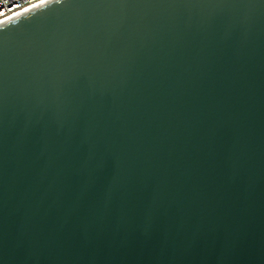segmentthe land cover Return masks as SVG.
Segmentation results:
<instances>
[{"label":"water","instance_id":"1","mask_svg":"<svg viewBox=\"0 0 264 264\" xmlns=\"http://www.w3.org/2000/svg\"><path fill=\"white\" fill-rule=\"evenodd\" d=\"M0 264H264V0L1 24Z\"/></svg>","mask_w":264,"mask_h":264},{"label":"built area","instance_id":"2","mask_svg":"<svg viewBox=\"0 0 264 264\" xmlns=\"http://www.w3.org/2000/svg\"><path fill=\"white\" fill-rule=\"evenodd\" d=\"M51 1H54V0H47L46 3H42L41 0H0V12H3L6 14V15L0 17V20L5 21V20L15 16L16 14H19V13H21L27 9H30V11H32V10H34V9H36L42 5H45ZM19 16H21V15H19ZM19 16H17V17H19ZM17 17H15V18H17ZM10 20H12V19H10Z\"/></svg>","mask_w":264,"mask_h":264},{"label":"bare ground","instance_id":"3","mask_svg":"<svg viewBox=\"0 0 264 264\" xmlns=\"http://www.w3.org/2000/svg\"><path fill=\"white\" fill-rule=\"evenodd\" d=\"M28 11H30V9H27V10H25V11L19 13V14H16L15 16H13V17H11V18L5 20V22H8V21H10V19H14L15 17H17V16H19V15L25 14V13H27ZM5 22H4V23H5ZM0 25H1V24H0Z\"/></svg>","mask_w":264,"mask_h":264},{"label":"snow or ice","instance_id":"4","mask_svg":"<svg viewBox=\"0 0 264 264\" xmlns=\"http://www.w3.org/2000/svg\"><path fill=\"white\" fill-rule=\"evenodd\" d=\"M41 2L42 3H46L47 2V0H41ZM18 6V5H17ZM4 15H6L5 13H3V12H0V17H2V16H4ZM5 21H3V20H0V24H2V23H4Z\"/></svg>","mask_w":264,"mask_h":264}]
</instances>
